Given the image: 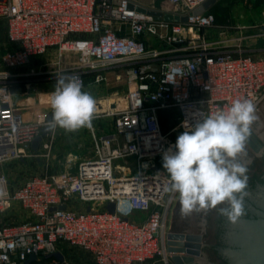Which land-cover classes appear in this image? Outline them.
I'll return each mask as SVG.
<instances>
[{
  "label": "built area",
  "instance_id": "obj_1",
  "mask_svg": "<svg viewBox=\"0 0 264 264\" xmlns=\"http://www.w3.org/2000/svg\"><path fill=\"white\" fill-rule=\"evenodd\" d=\"M204 1L168 0L165 10L192 12L182 23L141 12L135 0H0V264H26L31 254L37 255L31 264H82L74 256L81 252L94 264L157 258L170 264L166 234L178 196L165 192L169 176L159 162L175 144L173 134L236 99H251L255 114L264 105V52L252 56L240 43L209 38L205 30L215 26L216 16L199 11ZM229 28L262 34L264 21ZM53 50L56 62L37 60ZM69 55L76 60L66 62ZM109 68L125 69L126 93L95 109L93 153L79 161L65 157L62 164L75 166L72 171L12 185L3 167L51 153L55 128L42 149L34 151L32 142L50 125L48 94L54 89L33 85L77 76L85 90L88 74L98 73L99 82ZM31 100L47 111L28 117ZM172 108L178 120L166 129L161 113ZM101 117L113 118L109 132L92 124ZM111 202L114 212L107 209ZM138 213L145 217L135 219ZM56 252L64 259L47 257Z\"/></svg>",
  "mask_w": 264,
  "mask_h": 264
},
{
  "label": "clouds",
  "instance_id": "obj_2",
  "mask_svg": "<svg viewBox=\"0 0 264 264\" xmlns=\"http://www.w3.org/2000/svg\"><path fill=\"white\" fill-rule=\"evenodd\" d=\"M48 103L50 127L74 132L91 126L96 102L79 77H58ZM254 114L251 99H236L227 110L197 120L163 153L169 176L165 192L178 196L183 215L216 210L232 224L246 215L247 168L238 157L245 152Z\"/></svg>",
  "mask_w": 264,
  "mask_h": 264
},
{
  "label": "rangeland",
  "instance_id": "obj_3",
  "mask_svg": "<svg viewBox=\"0 0 264 264\" xmlns=\"http://www.w3.org/2000/svg\"><path fill=\"white\" fill-rule=\"evenodd\" d=\"M146 6H171L168 0H135ZM158 8V7H157ZM160 8V7H159ZM212 12L216 16V24L213 27L205 30V33L211 39L221 40L225 43H240L245 49L259 47L264 49V33L255 34L256 28H245L242 30H234L229 27L253 26L263 23L264 21V0H218L209 9L205 10ZM235 38L234 42L228 40ZM56 51H50L48 55L38 58L40 62L54 61L56 62ZM258 52L251 51L249 54L256 56ZM77 57L69 55L64 58L66 62L74 61ZM65 62V61H64ZM65 62V63H66ZM101 80L97 81L98 73L87 75V85L85 90L90 93L95 101L97 100H112L116 98H123L126 93V73L122 68L104 69L100 73ZM56 83H37L32 88L36 90L47 89L53 90ZM22 87H16V91H22ZM51 109L50 105L47 107ZM49 111V110H48ZM179 111L176 108L167 110L162 113V126L171 129L177 123ZM255 119L252 122L254 128L260 133L264 129V105L260 112L254 114ZM98 120H95L97 122ZM105 123V118L99 120ZM182 132L176 131L173 138L176 140L178 135ZM51 138V137H50ZM45 151H43L44 153ZM93 153L91 132L87 127L81 128L78 131L67 132L62 128L57 127L52 139L51 153L49 157H27L11 161L7 166L3 167L6 174L12 179V185L23 182L26 178L32 175L48 173L51 176L61 175L65 171H72V168L65 169L62 164V159L68 157L69 154L74 156L79 161L83 156ZM240 163L247 168V189L255 183L251 174L262 162V159L255 153L247 144L245 152L238 157ZM162 166V161L159 162ZM163 168V167H162ZM246 189V190H247ZM177 220L173 226L168 225V231L187 232L191 231L189 222L187 220L190 215L185 216L181 213L178 197L175 200L171 212L169 213V220L174 213ZM25 218V217H23ZM21 219V218H18ZM169 223V221H168ZM84 259L82 264H94L89 253L81 252L74 254L75 257ZM158 264H164L160 258L155 259Z\"/></svg>",
  "mask_w": 264,
  "mask_h": 264
},
{
  "label": "water",
  "instance_id": "obj_4",
  "mask_svg": "<svg viewBox=\"0 0 264 264\" xmlns=\"http://www.w3.org/2000/svg\"><path fill=\"white\" fill-rule=\"evenodd\" d=\"M217 1H204L199 11L209 9ZM130 7L132 8L134 5H130ZM136 8L156 19L170 22L185 23L188 21V14L192 13L181 14L142 4L137 5ZM112 106H115V103H112ZM97 108L102 109L101 103L95 105V109ZM51 118L52 113L48 116V121H51ZM51 132L52 127L50 125L42 128V133L32 142L34 151H38L42 140ZM263 132L264 129L258 133L251 124L246 141V144L262 159L260 165L251 174L255 183L246 190L244 198L246 215L237 224L230 223L226 230L225 221L227 218L219 216L216 210L193 212L192 231H167L166 245L168 253L171 254L170 264H204L205 262H212L213 264H264V154H260L264 146V140L260 135ZM60 208L66 209L67 205L63 204ZM107 209L114 212L115 203H109ZM226 243L228 246H225ZM52 256L60 260L64 259L60 252L50 254L47 257ZM36 259L37 255L31 254L26 264H31Z\"/></svg>",
  "mask_w": 264,
  "mask_h": 264
},
{
  "label": "crops",
  "instance_id": "obj_5",
  "mask_svg": "<svg viewBox=\"0 0 264 264\" xmlns=\"http://www.w3.org/2000/svg\"><path fill=\"white\" fill-rule=\"evenodd\" d=\"M166 4H162L161 6H156V7H160V8H162V9H170V7L169 6H165ZM150 7H152V6H150ZM155 7V6H154ZM251 51H254V52H258L257 54H256V56H258V55H260L262 52H264V49H261V48H259V47H255V48H250V49H247V53L249 54ZM36 90V89H35ZM29 102H31L32 103V105H33V100H31V101H29ZM34 107V108H33ZM26 111H27V115H28V117H32L33 116V114L34 113H42V112H46L47 111V109H45V107L44 106H41V105H37V104H35V105H33V106H28V108H26ZM50 114H51V112H50ZM49 115V114H48ZM101 118H105V123H102V125H100L99 126V124H101V122L99 121ZM101 118H97V119H95V120H98L97 122H95V120L92 122V124L95 126V127H97L101 132H104V133H106V132H109L111 129H113V118H111V117H101ZM105 126V127H104ZM57 128V127H56ZM56 128H55V130H56ZM88 128V130L90 129V127H87ZM40 149H42V144H40V147H39ZM91 155V154H90ZM90 155H85V156H83L81 159H83V158H86V157H88V156H90ZM65 161V157L62 159V162H64ZM24 216L25 217H27V214L26 213H24ZM145 217V215L144 214H141V213H138V214H136L135 215V219H143ZM177 220V216H176V213H175V209H174V213H173V215L171 216V218H170V220H169V223H168V225H169V227L170 226H173V224H174V222ZM187 222H189V225H190V228L189 229H191V231H192V229H193V213L190 215V218L187 220ZM159 262H157V260L155 261V260H152V261H149L147 264H158ZM172 264V263H171Z\"/></svg>",
  "mask_w": 264,
  "mask_h": 264
},
{
  "label": "flooded vegetation",
  "instance_id": "obj_6",
  "mask_svg": "<svg viewBox=\"0 0 264 264\" xmlns=\"http://www.w3.org/2000/svg\"><path fill=\"white\" fill-rule=\"evenodd\" d=\"M259 133V132H258ZM261 136H262V139L264 140V132L262 133V134H260ZM260 154H264V146L262 147V149H261V151H260ZM257 195H258V191H257ZM248 202V201H247ZM225 224H227V226H226V230H227V228L229 227V224H230V222H228V221H225ZM226 230H225V232H226ZM224 240L226 241V239H225V234H224ZM228 246V244L226 243L225 244V246ZM204 264H213L212 262L210 263H207V262H205Z\"/></svg>",
  "mask_w": 264,
  "mask_h": 264
},
{
  "label": "bare ground",
  "instance_id": "obj_7",
  "mask_svg": "<svg viewBox=\"0 0 264 264\" xmlns=\"http://www.w3.org/2000/svg\"><path fill=\"white\" fill-rule=\"evenodd\" d=\"M110 101V100H109ZM100 103H101V105H102V108L104 109V108H106V106L110 103V102H108V100H102V101H100Z\"/></svg>",
  "mask_w": 264,
  "mask_h": 264
},
{
  "label": "trees",
  "instance_id": "obj_8",
  "mask_svg": "<svg viewBox=\"0 0 264 264\" xmlns=\"http://www.w3.org/2000/svg\"><path fill=\"white\" fill-rule=\"evenodd\" d=\"M164 112H167V110H164V111H162V113H164ZM162 113H161V115H162ZM179 115V114H178ZM178 120V119H177ZM161 123H162V117H161ZM164 127V126H163ZM164 128H166V127H164ZM167 129V128H166ZM227 261V260H226Z\"/></svg>",
  "mask_w": 264,
  "mask_h": 264
}]
</instances>
